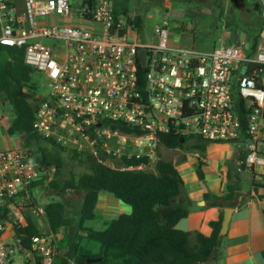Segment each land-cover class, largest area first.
I'll list each match as a JSON object with an SVG mask.
<instances>
[{
  "label": "built area",
  "instance_id": "obj_1",
  "mask_svg": "<svg viewBox=\"0 0 264 264\" xmlns=\"http://www.w3.org/2000/svg\"><path fill=\"white\" fill-rule=\"evenodd\" d=\"M148 19L116 10L112 0H0V43L22 47L23 63L46 86L33 102V131L120 169L149 168L158 134L169 131L240 143L247 167L264 166V9L254 49L243 39L182 44L164 18L142 37ZM122 157L146 162L116 165ZM43 173L26 147L0 149V264H13L16 253L53 261L57 232L32 236L29 248L15 236L26 215H44L29 193Z\"/></svg>",
  "mask_w": 264,
  "mask_h": 264
},
{
  "label": "trees",
  "instance_id": "obj_2",
  "mask_svg": "<svg viewBox=\"0 0 264 264\" xmlns=\"http://www.w3.org/2000/svg\"><path fill=\"white\" fill-rule=\"evenodd\" d=\"M141 22L142 17L138 15L137 26ZM257 42L258 35L253 37L251 49L256 47ZM22 54V47L0 43V98L9 105L12 113L7 132L19 134L21 145L45 168V173L30 184L31 203L33 204L34 188L44 179L58 191V199L41 204L49 232L61 229L51 264H206L220 240L218 230L222 210L217 219L208 222L211 227L209 235L196 230L179 229L175 224L188 214L190 200L185 194L182 175L171 160L161 158L158 152L152 169H120L98 161L87 151L62 146L34 132L33 102L40 98L37 94L38 81L34 71L23 63ZM249 72L262 73V69L250 65ZM234 98L242 105L241 99L236 95ZM240 118L244 128V115H240ZM111 127L124 132L132 131L121 123H112ZM242 136H246L244 131ZM158 141L160 146L196 151L199 155H204L210 142L196 136H182L174 131L159 133ZM41 142L48 144L50 148L41 145ZM35 145H38L37 148L33 147ZM61 153H65L71 160L85 162L87 170L77 175L70 173L59 184L56 177L61 173L64 162ZM244 156L245 153L239 159L238 172L247 170L254 173L252 166L244 164ZM114 162L116 165H136L146 160L122 157ZM201 165L202 162L198 160L195 172L200 180L203 179ZM261 176L264 179V174ZM69 191L81 193L75 206L66 198ZM99 192L110 193L129 205L130 211L111 217L104 228L96 230L86 226L85 222L96 215ZM249 197V192L241 194L236 181H229L222 194L217 195L208 190L203 192L206 206L221 209L239 206ZM49 232L43 233L33 215H26V224L15 228V236L20 239L24 248H29L32 236ZM83 239L96 241L98 251L80 253L79 247ZM88 258L97 260L86 262ZM25 264H41L40 258L34 255Z\"/></svg>",
  "mask_w": 264,
  "mask_h": 264
},
{
  "label": "crops",
  "instance_id": "obj_3",
  "mask_svg": "<svg viewBox=\"0 0 264 264\" xmlns=\"http://www.w3.org/2000/svg\"><path fill=\"white\" fill-rule=\"evenodd\" d=\"M215 1L212 0L208 4L198 0H181L184 11L190 12L195 17L203 15L208 19L210 28L213 30L209 43L210 47L219 39L225 43L242 39L247 43H251L253 37L259 33L261 18H258L256 22L248 18L242 27H238L234 23L235 13L233 11L231 17L232 25L230 28L224 29V22L221 18L223 15L218 10L217 2L215 3ZM165 2L169 4L168 0ZM193 2L201 3V5H205V8L196 10ZM239 12L243 13L244 10L239 8ZM246 22L250 26H247ZM183 26L186 30H191V33H193L192 40H196L193 31L195 29L200 30V27L193 26L190 28ZM39 91L38 84L37 93ZM11 116L9 105L3 98H0V149L21 145L19 134H9L7 132ZM190 152H192L197 162L198 160L202 162L203 179H198L195 172L196 167L189 164L182 155L183 159L180 160L181 163L176 165V167L181 175L182 172H187L186 175H182V178L185 194L189 198L190 203L188 214L180 218L176 222L175 227L186 231L196 230L204 235H209L211 227L208 222L217 219L219 212L223 211L225 207L221 209L217 206H206L203 192L208 190L219 195L226 190V185L229 181H236L241 194L249 192L250 197L239 206H226L232 208L226 231L220 236L219 243L212 251L206 264H264V179L261 176V174H264V166L253 167L255 174L249 173L247 170L238 172L239 159L245 152L241 144L237 142H209L204 155H199L196 151ZM244 172H247V178L250 179L246 187L243 185L246 181V176L243 175ZM254 184H256V187ZM110 195L108 192L98 193L95 213L96 209L104 211L112 205L124 210L122 213L130 211V207L128 206V208L127 204L123 203L122 205L125 206H120L122 201ZM37 219L47 224L43 216H36L35 220ZM47 232H49V229L46 232L43 231V233ZM57 233L61 236V229H58ZM24 261H26L25 258Z\"/></svg>",
  "mask_w": 264,
  "mask_h": 264
},
{
  "label": "rangeland",
  "instance_id": "obj_4",
  "mask_svg": "<svg viewBox=\"0 0 264 264\" xmlns=\"http://www.w3.org/2000/svg\"><path fill=\"white\" fill-rule=\"evenodd\" d=\"M165 1L167 0H112L114 8L118 11H122L124 13L136 12L141 14L142 16H150V19H148L146 22V26L144 28L142 37H148L153 29V26L156 23H160L161 19L164 18L165 20L170 22L169 24L171 26L170 28L171 39L174 38L182 44L198 45L199 47L202 48L210 47L209 43L213 30L210 28L208 19L203 15L201 16L199 15L198 17H195L192 16L193 14H190V12L184 11L182 6L183 3L181 2V0H168L169 4L168 2ZM186 1H191V0H186ZM198 1H203L209 4L212 0H198ZM215 3L216 6L218 7V10L223 15L221 18L223 19L224 22L223 25L224 29L231 27L232 25L231 17L233 11L235 13L234 23L238 27H242V25L246 20H248V18H250L254 22H256L258 18L262 19L264 0H216ZM193 6L196 8V10L205 8V5H201V3H196V2H193ZM239 8L243 9L244 12L240 13ZM177 22H180L183 25L188 26L190 28L193 26L196 27L198 26V28L200 27L199 28L200 30L194 28L195 30L193 31L194 37L198 41L192 40L193 33H191V30H183L174 27L173 25H175V23ZM246 25L250 26L248 22H246ZM215 45H218V41H216ZM240 70L241 73H243L244 67H242ZM35 78L38 81L40 92L44 91L46 87L44 83L39 81L38 76H35ZM40 144L50 148V146L48 144H45L44 142H41ZM37 146L38 145H35L33 147L37 148ZM158 152L161 158L171 160L175 165L180 164L181 163L180 160L183 159L184 157L189 164H191L194 167L197 166V160L190 151L181 148L169 149L159 145V147L157 148V153ZM61 156L64 161L63 167L61 173L56 177V181L59 184H62V182L69 177L70 173L77 175L82 171L87 170L85 162L71 160L69 157H67L65 153H61ZM155 160H152L149 169L153 168V164ZM186 173L182 172V175L184 176L186 175ZM243 175L246 176V181L243 184L246 187L249 184L250 179L247 178L248 177L247 172H244ZM108 194L110 195V193ZM80 196L81 193L79 191H69L66 194V198L72 202L73 206L76 205ZM58 198L59 195L57 189L50 187L45 179L40 184L36 185V187L34 188L33 204L35 205H41L44 202ZM123 203L124 202H122L120 206H125L122 205ZM128 206L129 205H127V207ZM122 212H124V210L114 205L109 206L104 211L100 209H96V216L92 219L87 220L85 222V225L96 230L102 229L106 226L108 220L111 217H114L115 215ZM33 216L34 218L36 217L35 215ZM36 222L39 225V227L42 229V231L46 232L48 230L47 224L43 223L41 220L38 219L36 220ZM98 248L99 245L96 241L83 239L79 247V252L96 253L98 251ZM24 258H25L24 253H16L13 256L12 263L25 264Z\"/></svg>",
  "mask_w": 264,
  "mask_h": 264
},
{
  "label": "water",
  "instance_id": "obj_5",
  "mask_svg": "<svg viewBox=\"0 0 264 264\" xmlns=\"http://www.w3.org/2000/svg\"><path fill=\"white\" fill-rule=\"evenodd\" d=\"M139 55H140V58L143 59L142 51L139 52ZM23 90H25V88H23ZM231 211H232L231 207L223 208L221 223H220V227H219V230H218V235L219 236L223 235L225 233V231H226ZM96 260H97V258H88V259H86V262H92V261H96Z\"/></svg>",
  "mask_w": 264,
  "mask_h": 264
}]
</instances>
